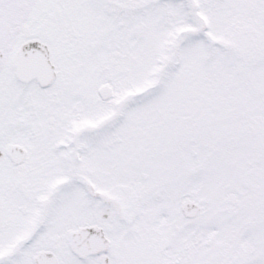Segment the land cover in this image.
Returning a JSON list of instances; mask_svg holds the SVG:
<instances>
[{
  "label": "snow or ice",
  "instance_id": "6c2138e0",
  "mask_svg": "<svg viewBox=\"0 0 264 264\" xmlns=\"http://www.w3.org/2000/svg\"><path fill=\"white\" fill-rule=\"evenodd\" d=\"M0 264H264V0H0Z\"/></svg>",
  "mask_w": 264,
  "mask_h": 264
}]
</instances>
